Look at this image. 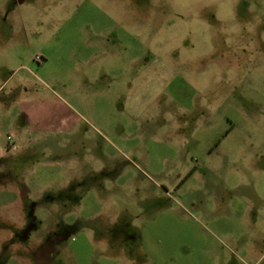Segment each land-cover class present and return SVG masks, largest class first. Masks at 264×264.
<instances>
[{"label": "rangeland", "instance_id": "374dc122", "mask_svg": "<svg viewBox=\"0 0 264 264\" xmlns=\"http://www.w3.org/2000/svg\"><path fill=\"white\" fill-rule=\"evenodd\" d=\"M264 264V0H0V264Z\"/></svg>", "mask_w": 264, "mask_h": 264}, {"label": "flooded vegetation", "instance_id": "af4514ba", "mask_svg": "<svg viewBox=\"0 0 264 264\" xmlns=\"http://www.w3.org/2000/svg\"><path fill=\"white\" fill-rule=\"evenodd\" d=\"M37 263L38 264H48V263H52L53 261L55 262L56 258H60L61 256H59L57 254V251L54 247V243H47L45 244L38 252L37 255Z\"/></svg>", "mask_w": 264, "mask_h": 264}]
</instances>
